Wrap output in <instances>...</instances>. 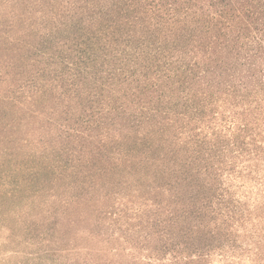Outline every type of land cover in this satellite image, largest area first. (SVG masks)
<instances>
[{
  "label": "trees",
  "instance_id": "16d2710c",
  "mask_svg": "<svg viewBox=\"0 0 264 264\" xmlns=\"http://www.w3.org/2000/svg\"><path fill=\"white\" fill-rule=\"evenodd\" d=\"M11 219L0 264H264V0H0Z\"/></svg>",
  "mask_w": 264,
  "mask_h": 264
},
{
  "label": "rangeland",
  "instance_id": "374dc122",
  "mask_svg": "<svg viewBox=\"0 0 264 264\" xmlns=\"http://www.w3.org/2000/svg\"><path fill=\"white\" fill-rule=\"evenodd\" d=\"M33 121V120H32ZM32 124H31V127H36V126H38L40 123L38 122V121H34V122H31ZM3 133H5V131H2ZM12 133L10 132V133H8V135H11ZM21 134H23V133H18V136H21ZM16 135V134H15ZM5 224H6V222H5ZM7 224H9L7 227H9V228H11V229H9V230H7L6 229V231H4V230H0V250H2V249H4L5 247H7L4 243H3V241H2V236L4 235V234H11V233H18V231H17V227L15 226V223H14V221L11 219V220H9L8 221V223ZM13 240V239H12ZM15 244H16V240L15 241H12V243H11V246H15ZM8 247V248H12V247Z\"/></svg>",
  "mask_w": 264,
  "mask_h": 264
}]
</instances>
